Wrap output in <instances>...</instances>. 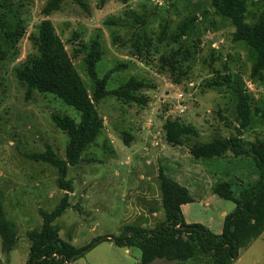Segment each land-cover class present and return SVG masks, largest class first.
Returning a JSON list of instances; mask_svg holds the SVG:
<instances>
[{
	"label": "rangeland",
	"instance_id": "1",
	"mask_svg": "<svg viewBox=\"0 0 264 264\" xmlns=\"http://www.w3.org/2000/svg\"><path fill=\"white\" fill-rule=\"evenodd\" d=\"M49 1L0 0V20L5 25L11 26L18 18L25 21L22 31L17 26L12 28L22 33L14 42L4 35L5 28L0 26L3 52L0 58V191L5 216L16 223L20 237L17 247L9 252L2 249L0 239V264H25L28 253L25 233L40 229L43 223L33 198V195L37 197L35 188H44L43 194L47 189L55 192H52V200L41 203L42 210L51 212L60 203L56 196V191L61 189L56 184L55 168L35 163L26 155L44 152L46 146H50L59 158L65 159L68 137L56 128L52 117L56 114L80 121V113L53 94L32 91L27 99L26 86L16 78L17 70L38 55L33 38L45 19L52 22L56 34L65 43L90 94L94 81L87 74L84 55L78 54L76 49L93 39L101 43L103 56L96 70L100 78L109 74V90L132 78L154 87L142 92L150 98L147 106L122 104L113 97L98 104L106 125V134L100 135L98 141L117 138V157L130 154L131 147H126L121 139L124 133L136 136L138 127L148 128L150 124L152 133L157 134L166 119L194 125L202 142H209L218 134L223 138L233 135L234 131L227 129V124L237 123L235 89L248 94L253 108L261 111L253 115L244 139L252 141L264 137V78L251 75L256 53L245 42L233 40L231 21L215 11L211 0H105L104 3L81 0L85 7L76 0H63L58 11L44 16L42 11ZM262 10L260 0H250L246 21L254 23ZM188 21H192L188 31L177 40L180 27ZM181 44L191 51V58L182 60L175 72H168L167 68L161 70L160 58L171 55ZM214 82H222L224 86L209 87ZM102 148L103 145L94 147L87 152L86 161L79 168H70L67 179L72 183V192L80 198L87 190L81 191V188L90 186L83 175L99 170L103 163L116 158ZM181 149L177 151L183 156L185 148ZM108 183L96 186L93 203H82L70 196L83 212L70 208L54 222L63 239L65 233L73 232L76 247L83 248L98 238L119 235L126 224L138 225L126 198L132 183L120 180L117 184ZM36 184L38 186L34 187ZM140 258V249L118 247L106 241L78 257L74 264H137ZM234 264H264V234L242 249Z\"/></svg>",
	"mask_w": 264,
	"mask_h": 264
},
{
	"label": "trees",
	"instance_id": "2",
	"mask_svg": "<svg viewBox=\"0 0 264 264\" xmlns=\"http://www.w3.org/2000/svg\"><path fill=\"white\" fill-rule=\"evenodd\" d=\"M63 0H50L42 13L50 16L61 8ZM81 6V0H76ZM250 0H211L215 11L228 18L234 28L233 40L243 41L256 53L252 66V77L264 78V0L263 10L257 20L250 24L246 21L248 2ZM102 3L105 0H101ZM5 25L0 20L4 35L13 42L21 37L12 29L14 26L25 28V21ZM192 21L180 27L177 40L188 31ZM25 32V31H24ZM78 35L76 34L75 38ZM38 55L28 62L23 69L17 70L16 78L26 86V98L32 91L53 94L66 105L80 113V121L76 122L68 116L53 115L54 125L68 137L65 159L59 158L55 151L46 146L44 152L27 154L26 157L35 162L49 164L57 172V187L65 191L59 205L51 212L40 210L42 226L26 233L30 241V250L25 264H73L78 257L93 249L100 242H112L118 247H136L141 251L137 264H153L156 260H164L176 264H234L239 259L242 249L247 248L264 233V137L247 141L244 133L251 128L254 114L261 113L253 108L252 98L240 89H235L237 103L235 108L236 122L227 124V129L234 134L223 138L216 135L209 142L200 141L198 129L179 119H166L162 126L163 139L171 147H184L196 159L223 158L231 155L235 158H251L259 171L258 181L245 188L240 196L234 197L232 185L223 182L215 187L214 193L221 199L231 201L235 209L226 215L223 231L216 235L201 224H187L181 211L182 205L193 202L189 191L169 178L160 167L158 171L159 189L166 219L153 229L139 226H125L117 236L101 237L83 248H76L62 240L59 228L54 222L68 208L82 213L80 204L72 205L69 194L72 183L67 179L70 167L77 166L83 159V153L96 142L102 133L105 122L98 111V104L108 97H113L122 104L147 106L150 98L143 94L144 90L154 89L144 80L132 78L109 90V74L100 78L96 67L101 61L103 51L99 39L78 45V54L84 55V62L89 77L94 81L91 94L69 56L65 43L56 34L52 22L43 20L38 26V34L33 38ZM140 52V48L136 47ZM3 52L0 48V58ZM191 58V51L185 45L167 57H161V70L175 72L183 61ZM183 60V61H182ZM111 74V73H110ZM175 74V73H174ZM228 83V81H226ZM224 86L222 82H214L209 87ZM264 116V115H263ZM222 120L225 119L221 117ZM122 135L126 144L129 138ZM0 239L2 249L11 251L18 241L16 224L6 218L0 191Z\"/></svg>",
	"mask_w": 264,
	"mask_h": 264
},
{
	"label": "crops",
	"instance_id": "3",
	"mask_svg": "<svg viewBox=\"0 0 264 264\" xmlns=\"http://www.w3.org/2000/svg\"><path fill=\"white\" fill-rule=\"evenodd\" d=\"M147 126L148 128L146 126L138 127L136 129V136L127 133L125 137L130 139L128 144L125 143L124 138L121 136L125 146L131 148L128 151L130 152L128 157L119 158L120 156L117 157L119 147H115L117 138L106 137L104 141H98L100 135L106 134L105 125L96 142L83 153L82 161L77 166L70 168H79L86 161L85 156L87 152L94 147H98V145H103V148L107 149L108 154L111 156L113 154L115 155L114 158H116L110 160L108 163H103L99 167V170L93 171L88 175H83V177H86L90 181L89 187L81 188V191L87 189L85 196L80 198V195L76 196V193L72 192L69 195V202L72 205L75 204L71 201L72 197L70 196L72 195L75 196V200H81L82 203H93L94 196L96 195L93 194V191L96 189V186L102 185L103 182H109L108 185L117 184L119 180L122 183H132L126 198L129 199V210L132 212L134 219L136 218L135 223L138 225H135L144 229H153L157 224L164 222L166 219L158 181V171L161 167L169 178L185 187L193 198L192 203L182 205L181 207L185 222L187 224H201L214 234L220 235L223 231L224 219L227 214L235 209V204L219 198L214 193L215 187L220 183L229 182L232 185L234 197L238 198L245 188L251 187L259 179V171L254 160L251 158H235L231 155L223 158L196 159L186 149H184V154L181 156L177 150L182 147L173 148L167 145L163 139L162 129L161 132L153 134L150 130V124ZM138 174H140V182L138 181ZM132 178L135 180L131 182ZM36 186L38 185L36 184L34 187ZM35 190H37V197L33 195V198L37 204V208L42 210L40 208L41 203L45 200H52L53 190L47 189L44 194V188L37 189L36 187ZM53 193L55 194V192ZM56 193V196L61 200L65 191L59 190ZM130 225L133 224L129 223L125 226ZM16 228L18 241L14 248L20 242L17 225ZM25 234L22 233V236ZM59 236L62 240L66 239L64 241L76 247L75 243L77 240L74 238L73 232L70 235L65 233L64 236L66 237L63 239L59 231ZM26 244L28 253L25 263L30 250V241L28 240ZM161 261L164 260H156L153 264H158Z\"/></svg>",
	"mask_w": 264,
	"mask_h": 264
},
{
	"label": "built area",
	"instance_id": "4",
	"mask_svg": "<svg viewBox=\"0 0 264 264\" xmlns=\"http://www.w3.org/2000/svg\"><path fill=\"white\" fill-rule=\"evenodd\" d=\"M179 98H182V95H179Z\"/></svg>",
	"mask_w": 264,
	"mask_h": 264
}]
</instances>
